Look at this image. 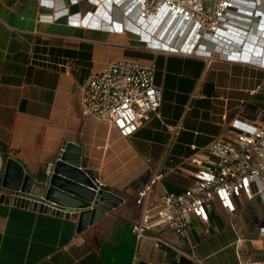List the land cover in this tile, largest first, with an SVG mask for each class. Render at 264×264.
I'll return each mask as SVG.
<instances>
[{
    "label": "crops",
    "instance_id": "crops-1",
    "mask_svg": "<svg viewBox=\"0 0 264 264\" xmlns=\"http://www.w3.org/2000/svg\"><path fill=\"white\" fill-rule=\"evenodd\" d=\"M89 12L101 15L94 0H0V180L8 159L37 179L72 142L81 167L122 201L81 227L73 208L44 212L0 200V264H194L172 247H157L154 232L136 238L132 225L141 206L135 196L154 175L159 179L152 185L153 200L163 190L191 185V154L227 138L235 117L251 119L264 110V68L154 56L134 35L102 31L80 19L74 25L67 18L88 19ZM260 15L248 36L224 38L231 49L242 44L264 61V12ZM125 56L142 62L155 58L154 83L161 92L158 113L128 137L104 121L83 117L79 100V85L91 71ZM7 193L12 191L0 185V195ZM238 202L233 216L216 207L208 224L192 221L190 237L204 264L264 261L259 233L264 199L256 194ZM161 237L187 251L178 237Z\"/></svg>",
    "mask_w": 264,
    "mask_h": 264
},
{
    "label": "built area",
    "instance_id": "built-area-1",
    "mask_svg": "<svg viewBox=\"0 0 264 264\" xmlns=\"http://www.w3.org/2000/svg\"><path fill=\"white\" fill-rule=\"evenodd\" d=\"M94 2L101 15L92 16L89 12L88 19L85 15L76 18V14L67 18L74 25L80 19L102 31L134 35L154 56L158 53L196 56L207 61L219 59L264 68V61L251 55L250 48L240 44L231 49L233 44L226 43L224 38L226 34L248 36L251 26L264 12V0ZM261 8L247 14L249 9L252 12ZM242 18L244 26L239 24ZM155 69V58L142 62L125 56L91 71L79 85L82 116L106 122L120 136L134 134L151 114L158 113L161 104V92L154 83ZM231 126L227 138L215 139L204 150L191 154L189 162L195 167L191 185L178 192L163 190L153 200L152 185L159 179V175H154L137 192L135 201L141 206V214L132 225L137 239L154 232L151 237L157 247H172L194 264H204L190 237L192 221L208 224L209 213L216 207L233 216L242 197L251 200L258 194L264 199V110L258 109L251 119L237 116ZM91 176L95 191L105 189L98 177ZM259 233L264 236V224L259 226ZM163 234L181 239L187 251L171 245L161 237ZM248 264L264 261L251 260Z\"/></svg>",
    "mask_w": 264,
    "mask_h": 264
},
{
    "label": "water",
    "instance_id": "water-1",
    "mask_svg": "<svg viewBox=\"0 0 264 264\" xmlns=\"http://www.w3.org/2000/svg\"><path fill=\"white\" fill-rule=\"evenodd\" d=\"M75 144L68 142L57 156L52 168L37 179L24 173L12 159L4 165L0 185L12 191L1 194L0 200L21 207H39L44 212H57L61 207L78 211L81 227L102 216L122 201L115 194L95 191L91 174L81 167Z\"/></svg>",
    "mask_w": 264,
    "mask_h": 264
},
{
    "label": "rangeland",
    "instance_id": "rangeland-1",
    "mask_svg": "<svg viewBox=\"0 0 264 264\" xmlns=\"http://www.w3.org/2000/svg\"><path fill=\"white\" fill-rule=\"evenodd\" d=\"M3 172H4V168H3L2 173H1V179H2Z\"/></svg>",
    "mask_w": 264,
    "mask_h": 264
}]
</instances>
